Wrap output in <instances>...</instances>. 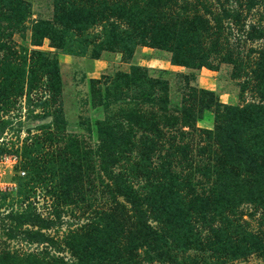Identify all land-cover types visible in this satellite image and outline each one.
Masks as SVG:
<instances>
[{
  "label": "trees",
  "instance_id": "16d2710c",
  "mask_svg": "<svg viewBox=\"0 0 264 264\" xmlns=\"http://www.w3.org/2000/svg\"><path fill=\"white\" fill-rule=\"evenodd\" d=\"M235 1L245 2L250 9L259 3L264 4V0ZM92 2L96 4L97 11L90 13L89 8H84L80 14H76L74 20L77 21L73 22L74 31H83L91 22H103V28L112 38L113 46L120 48V51L128 53L129 56L136 46L144 45L168 51L171 53L172 64L192 69L207 67L216 70L217 66L213 65L215 59L220 63L232 64L233 77H244L242 88L252 90L260 100L251 102L243 109L228 107L220 102L213 91L191 87L195 94L201 93L203 97L205 95L209 99L208 101L205 97L202 99L203 108L217 110L215 128L199 130L201 137L203 134L206 135L207 143L200 145L195 155L190 143H183V135L187 133L184 126L192 129L191 133L197 131L195 122L202 116L201 110L197 113L191 103L185 104L180 111L172 109L168 79L151 76L148 68L134 65L130 72L117 73L113 80L115 87L108 86L101 98L102 100L109 98L117 83L121 79V82L126 80L124 95H130L129 101L134 107L121 109L122 120L107 117L99 121V143L96 148V154H99L100 158L98 173L100 175L103 172L110 179L105 186L111 199L107 200L108 208H102L101 213L98 212L96 216L89 218L76 230H70L64 236L67 246L77 258L70 264H100V260L111 259L119 261L113 258L111 251L115 249L113 246L119 241L122 242L124 238L129 242L126 248L130 249V253L136 251V254L121 261L128 264H137L135 263L137 251L142 248L146 250L144 259L149 262L177 260V256L166 258V255L170 252H174L173 255L179 251L186 252L190 244H198L202 249L209 247L218 257L223 256L226 252L218 250L221 242L214 240L213 237H217L222 231L226 232L228 225L226 221L223 225L216 226L212 225V222L218 217L223 218L222 215L230 205L227 203L237 205L242 198L264 202L261 200L264 199V44L262 47H252L246 59L242 60L243 57L240 56L242 51L235 49L230 41L223 39V19L231 16V13L224 9L219 15L212 9L209 0H92ZM84 3L86 5L88 2ZM74 4L75 0H55V20L60 22L59 13L62 7ZM26 7L24 0H0V11L8 15L9 20L15 17L14 23L11 24L14 32L24 23ZM17 11L20 12V17L16 16ZM232 16L235 19L240 17L238 12ZM44 26H47V34L41 30ZM54 28V22L38 21L32 31V44L41 45L37 40L44 37L52 40ZM2 34L6 36L5 38L8 36L0 29V66L1 71L9 70V77L2 76L1 73L4 72L0 71V113L7 116L16 110L18 98L21 96H26L31 101L30 93L38 86L36 76L39 75L43 76V84L39 88V91L42 89L40 91L42 95L37 100L39 106L44 109L43 113L34 114L36 118H46L45 108L50 102L47 99V87L52 96L62 88L60 62L40 49H32L30 52L27 47H22L18 52L7 40L2 39ZM257 37L264 38V29L253 26L248 30L246 39L254 40ZM52 46L60 47L58 44ZM10 53L19 54L17 61L10 57ZM143 103L150 108L144 111L139 107ZM222 106L228 107L231 112L242 115V119L247 120L242 133L239 130V134L235 136V130L227 129L226 122L221 120ZM5 116L0 117L2 134L6 132L7 125L12 123V119H6ZM63 118V109L59 108L51 124L36 128V130L45 128L44 139L37 133L32 134V131H29L20 148L24 150V157L29 159L32 167H43L41 163H44L46 168L47 162L50 161L43 157L47 144L51 145L65 139H57L55 135L56 131L64 129L58 122ZM19 122L23 124L22 120ZM167 133L172 134L168 145L164 139ZM2 134L0 139L4 142L5 137ZM227 134L233 137L230 138ZM29 140L32 143H29ZM71 140L73 139L70 138ZM3 145H6V142ZM208 145L215 148L210 150ZM165 146L184 155H187L188 151L193 159L189 167L191 169L188 171L194 173L196 170L207 177L212 185L210 191L212 190L214 195L203 199L193 197L191 194H195V190L189 195L188 187L192 173L190 177L174 175L175 183L179 184L176 189V186L169 182L174 172L173 162L169 159L177 156V153L171 154L170 151L166 155H161L155 151ZM5 148L0 147V155L4 153ZM134 151H137L136 156H132ZM197 155L200 159L194 166L193 161ZM156 158L162 159L160 165L155 161ZM116 164L120 165L118 170L114 169ZM230 164L232 166L241 164L245 168L235 174L233 169H228ZM226 170L230 172L225 173ZM177 178H180L179 181ZM136 181L142 184L141 187L134 186ZM30 182L32 181H27L23 185L29 187ZM164 185L167 187L164 188ZM185 192L188 195L184 194ZM29 195L30 190L25 187L18 189L15 196L0 192V200L3 201L1 206L11 207L7 213L11 222L3 224L0 234V264L59 262L54 253L47 252L49 239L43 230L50 227L51 221L32 212L31 204L26 205V208L21 207V210L14 209V203L29 201L31 198ZM197 196H200L199 193ZM210 211H215V215L207 216ZM208 227L211 229L209 233L202 234V230ZM16 239L43 245L44 248L29 252L12 250L9 241ZM50 241L55 244L52 239ZM259 249L253 242V245L245 247L243 254ZM176 264L185 262L181 260Z\"/></svg>",
  "mask_w": 264,
  "mask_h": 264
},
{
  "label": "rangeland",
  "instance_id": "374dc122",
  "mask_svg": "<svg viewBox=\"0 0 264 264\" xmlns=\"http://www.w3.org/2000/svg\"><path fill=\"white\" fill-rule=\"evenodd\" d=\"M24 1L27 4V13H25L24 23L15 32L11 26L15 21V17L9 20V16L0 11V29L8 35L7 38L3 36L4 34L1 37L3 40H7L18 52L22 50V47H27L30 52L32 49H40L45 51L51 58L57 59L60 62L62 88L61 91H57L52 96V92L47 87V99L50 102L45 108L47 110L46 118H36L34 114L43 113L44 109L39 106L37 100L42 95L40 92L42 89L39 91V88L43 84V76L40 77L39 75L36 76L38 86H35L36 89H32L30 93L31 101L26 96H21L18 98L19 102L16 110L8 113L7 116H5V113H0V117L4 115L6 119H12V123L8 124L5 129L6 132L0 133L5 137L4 142H2L3 139H0V147H6L2 155H17L20 158L17 165L10 163L0 165V178L7 185L0 189V192L15 196L17 190L22 187L30 190L29 197L31 198L28 197L30 203L27 200H25V203H14V209L21 210V207L26 208V205L31 204L32 212L50 220V227L43 230L47 234V239H49L47 252L49 254L54 253L58 257L59 262L53 264H70L72 261H76L77 258L67 246L64 236L70 230H76L89 218L96 216L98 212L101 213L102 208H108L107 200L111 199L108 188L105 186L106 183L110 182V179L105 173L101 172L100 175L98 173L100 167L98 160L100 158L99 154H96V148L99 143V121L105 120L107 117L122 120L120 116L121 109L123 107H134V104L129 101L130 95H124L126 89L125 79L124 82H121V79L117 83V87L113 89L114 91L109 98L102 100L101 95L107 91L108 86H113V80L117 77V73L130 72L134 65L148 68L151 76L168 79L172 109L180 111L185 104L191 103L197 113L201 110L202 116L200 114L201 117L195 122L197 131L191 133L192 129L189 130L188 126H184L187 133L183 135V143L189 142L195 155L198 147L207 143L206 135L203 134L201 137L200 131L214 129L217 124V110L203 108L201 103L206 96L203 97L201 93L195 94L191 87L213 91L221 103L239 109H243L251 102L260 99L252 90L242 88L244 77H233L234 66L232 64L220 63L215 59L213 65L217 66L216 70L207 67L192 69L172 64L170 62V52L144 45L136 46L132 55L129 56L128 53H124L120 51V48L113 46L112 38L103 28V22H91L83 31H74L73 22L77 21L74 20L76 14L83 11L84 8H89L90 13L97 11L98 8H95L96 4L92 0H75L74 5L62 7L59 13L60 22L55 20V0ZM84 1L88 3L85 5ZM209 1L212 9L219 15L224 9L231 13V16L223 19V39L230 41L235 49L242 51L240 55L243 57L242 60L246 59L252 47H262L264 38L257 37L254 40H247L246 36L248 30L253 26L264 29V4L259 3L250 9L245 2L240 3L235 0ZM237 12L240 17L235 19L232 15ZM16 16L20 17V12L17 11ZM38 21L55 23V31L52 36L54 38L51 40L44 37L37 40L41 45H33L32 31ZM211 21L215 22L213 17H211ZM41 30L47 34V26L42 27ZM55 44L60 47H53L52 45ZM69 51L74 53H67ZM10 57L17 61L19 54L10 53ZM1 68L0 66V71ZM1 72H4L1 73L2 76L9 77L8 69ZM190 73H194V75ZM189 74L190 76L186 77ZM95 80L98 82H95ZM26 90L27 87L25 92ZM122 90L123 92H121ZM50 95L52 97L49 98ZM205 100L208 101L209 99L206 98ZM139 107L144 111H146V108H150L149 105L144 103L140 104ZM228 107L222 106L220 111L221 120L226 122L227 129L235 130V136H237L239 130L241 133L242 130H245L247 120L242 119V115L231 112ZM59 108L63 109L64 118L58 122L64 126V129L56 131L55 135L57 139H65L51 145L47 144L44 151L46 154L43 157H47V160L50 161L47 162L46 168L44 163H41V165H44L43 167H32L29 159L24 157V150L20 147H22V143L29 135L30 130L32 134L37 133L40 135L41 139L46 138L45 128L41 130H36V128L51 124ZM32 110L34 112H30ZM19 120H22L23 124H20ZM180 126H182V123H180ZM171 135L167 133L164 137L167 145ZM227 135L230 138L233 137L230 134ZM70 138L73 140L70 141ZM5 142L6 145H3ZM29 143L32 142L29 140ZM207 147L210 150L215 148L210 145ZM155 151L161 155H166L170 151H172L171 154L177 153V156L170 158L172 160L169 159L173 162L172 170H174L169 182L173 183L176 189L179 184L178 182L175 183L174 175H188L190 177V173H192L191 181H189L190 186L188 187L189 195L193 193V190H195V194H191L193 197L203 199L214 195L213 191H210L212 185L207 177L196 170H194V173L188 171V169H191L189 167H191V161L193 160L188 151L187 155H184L176 149L170 150L167 146L159 147ZM136 153L137 151H134L132 156H136ZM179 157L184 158L180 161ZM198 159H200V156L197 155L193 161L194 166L197 165ZM161 160L155 159L159 165L162 162ZM201 165H203V162H201ZM119 168L120 165L118 164L114 167L115 170ZM242 168H245V166L241 164L232 166L230 164L228 169H233V173L238 174L242 171ZM23 170L26 171L24 175L20 173ZM229 172L228 170L225 171V173ZM177 179L179 181L180 178ZM27 181H32L29 187L23 185ZM140 185L142 184L137 181L134 182L136 188L141 187ZM166 187L164 185V188ZM47 191L49 192L47 193ZM53 193L55 196H51ZM197 193L200 196H197ZM184 194L188 195L187 192ZM261 197L259 198L261 199ZM120 199L122 200V198ZM261 200L264 201V199ZM7 202L9 203V200ZM227 204L230 205L227 207L225 214L222 215L223 218L218 217L212 222V225L216 226L223 225L226 221V225H228L226 232L222 231L217 237H213L214 240L221 242L218 250L226 252L223 256L219 255L218 257L215 254L216 252L210 250L209 247L202 249L198 244H190L186 252L179 251L175 255H173L174 252H170L166 255V258L177 256V260L174 261L171 259L146 261L144 259L146 250L142 248L137 251V261L135 263L176 264L177 261L182 260L185 264H264V202H253L242 198L237 205L232 202ZM1 205H3V201L0 200ZM213 207H215V203H213ZM9 210H11V207L7 205L0 207V234L2 233L3 224L11 222L7 217ZM210 215H215V211H210L207 216ZM28 227L34 228L33 226ZM210 230V227H208L202 230V234H208ZM50 239L55 244H52ZM253 242L255 247L260 249L249 254H243L245 247L253 245ZM128 245L129 242L124 238L122 242L119 241L116 246H113L115 249L111 251V255L119 261L112 259V261L100 260L99 263L128 264L121 261L136 254V251L130 253V249L126 248ZM9 246L12 250L19 249L20 252L36 251L44 248L43 245L30 243L26 240L18 241L17 239L9 241ZM239 254L241 256H237ZM50 262L48 261L49 264Z\"/></svg>",
  "mask_w": 264,
  "mask_h": 264
},
{
  "label": "built area",
  "instance_id": "2783aa9c",
  "mask_svg": "<svg viewBox=\"0 0 264 264\" xmlns=\"http://www.w3.org/2000/svg\"><path fill=\"white\" fill-rule=\"evenodd\" d=\"M20 158L17 155H8V154H1L0 155V165L1 164H6V163H10V164H14L17 165L19 162ZM21 174H25L26 171H20ZM7 185H5V182L1 180L0 178V189L6 187ZM9 186V185H8Z\"/></svg>",
  "mask_w": 264,
  "mask_h": 264
}]
</instances>
